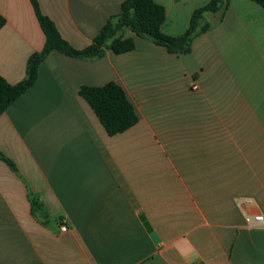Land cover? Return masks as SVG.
Masks as SVG:
<instances>
[{
  "label": "crops",
  "instance_id": "0c3cea01",
  "mask_svg": "<svg viewBox=\"0 0 264 264\" xmlns=\"http://www.w3.org/2000/svg\"><path fill=\"white\" fill-rule=\"evenodd\" d=\"M124 1L38 3L82 50ZM154 1L169 36L210 2ZM0 14V75L18 84L46 36L31 0H0ZM204 22L188 55L127 33L133 52L46 58L0 116V153L17 168L0 160V264H264V228L247 223L264 216V9L229 0ZM110 82L140 118L116 136L80 96Z\"/></svg>",
  "mask_w": 264,
  "mask_h": 264
},
{
  "label": "trees",
  "instance_id": "16d2710c",
  "mask_svg": "<svg viewBox=\"0 0 264 264\" xmlns=\"http://www.w3.org/2000/svg\"><path fill=\"white\" fill-rule=\"evenodd\" d=\"M229 0H210L196 10L191 18L189 29L182 35L169 36L163 32L167 13L165 7L154 0H125L118 15L109 19L92 45L79 50L64 40L55 23L45 16L38 0H31L40 26L46 36V44L41 52L35 53L28 62L27 76L18 84H10L0 75V116L3 115L22 95L31 89L38 79L39 68L46 58L56 52L80 60H96L105 56L107 51L122 55L136 50V42L126 37L131 32L139 38L148 39L164 47L173 55H188L192 52L194 40L209 32L213 26L204 22L206 14H218ZM264 9V0H249ZM6 25V19L0 14V30ZM80 96L91 106L106 132L110 136L123 134L136 126L140 118L124 88L110 82L101 87L84 86ZM0 160L13 170L17 168L12 161L0 153ZM34 210L40 208L38 200L31 195Z\"/></svg>",
  "mask_w": 264,
  "mask_h": 264
},
{
  "label": "built area",
  "instance_id": "2783aa9c",
  "mask_svg": "<svg viewBox=\"0 0 264 264\" xmlns=\"http://www.w3.org/2000/svg\"><path fill=\"white\" fill-rule=\"evenodd\" d=\"M194 89H198V87L195 86ZM247 223L251 227L264 228V216L263 215H257L255 217H247ZM60 229H61L62 232H67L68 231V227H67V225L65 223H63L60 226Z\"/></svg>",
  "mask_w": 264,
  "mask_h": 264
},
{
  "label": "rangeland",
  "instance_id": "374dc122",
  "mask_svg": "<svg viewBox=\"0 0 264 264\" xmlns=\"http://www.w3.org/2000/svg\"><path fill=\"white\" fill-rule=\"evenodd\" d=\"M209 17H211V16H209ZM127 33H131V32H127ZM127 33H126V34H127Z\"/></svg>",
  "mask_w": 264,
  "mask_h": 264
}]
</instances>
